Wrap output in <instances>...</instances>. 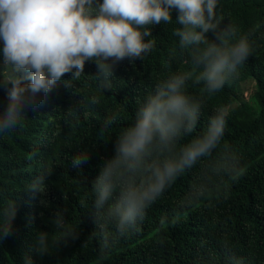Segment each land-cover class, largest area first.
<instances>
[{"label":"trees","instance_id":"1","mask_svg":"<svg viewBox=\"0 0 264 264\" xmlns=\"http://www.w3.org/2000/svg\"><path fill=\"white\" fill-rule=\"evenodd\" d=\"M217 13L249 36L252 54L215 95L202 93L191 50L181 49L173 35L179 25L161 22L149 26L152 35L146 39L155 41L152 51L142 60L120 62L110 89L100 86L95 62L86 61L79 79L66 74L36 108L26 110L20 126L0 133V209L7 202L17 204L12 234L0 241V264H24L26 255L32 264H264V0H218ZM177 15L173 10V19ZM2 47L0 41V67ZM189 73L187 93L199 98L203 108L195 131L179 146L201 134L222 109L226 125L221 147L181 174L146 209L138 230L119 238L100 260L91 189L100 165L114 155L116 137L134 122L156 85L172 74ZM246 80H253L254 90L241 101L239 84ZM7 103L0 87V109ZM224 146L239 161L235 178H214L203 196L187 203L192 186L201 182L204 169ZM83 153L89 154L88 161L74 169L73 157ZM47 171L52 174L45 179V190L29 191L34 177ZM58 211L75 238L39 254V232L49 233L52 241L64 235L53 223ZM109 229L115 231L111 225Z\"/></svg>","mask_w":264,"mask_h":264},{"label":"clouds","instance_id":"2","mask_svg":"<svg viewBox=\"0 0 264 264\" xmlns=\"http://www.w3.org/2000/svg\"><path fill=\"white\" fill-rule=\"evenodd\" d=\"M217 7L218 0H0V87L8 100L0 109V133L20 126L26 110L36 108L39 98L47 97L66 74L79 79L86 61L95 62L100 86L110 89V77L120 62L142 60L152 51L155 41L146 39L152 35L149 26L161 22L175 20L179 25L173 35L181 49L191 50L190 61L200 69L196 81L203 82L202 93L215 95L252 54L249 36L235 24H225ZM173 10L178 12L175 19ZM191 78L190 73L172 74L158 83L138 107L134 122L116 137L114 155L100 165L91 188L92 213L101 235L100 260L119 238L138 230L146 209L181 174L221 147L226 125L222 109L209 118L201 134L179 146L195 131L203 108L199 98L187 93ZM226 149L204 169L201 182L185 197L187 203L203 196L214 178H235L239 161ZM88 159V153L76 155L72 167L79 169ZM51 174L35 176L28 190L43 192ZM16 214L15 201L0 209V241L12 234ZM53 223L64 235L52 241L49 233L39 232V254L75 238V232L65 228L61 212ZM24 264H32L31 257L26 255Z\"/></svg>","mask_w":264,"mask_h":264},{"label":"rangeland","instance_id":"3","mask_svg":"<svg viewBox=\"0 0 264 264\" xmlns=\"http://www.w3.org/2000/svg\"><path fill=\"white\" fill-rule=\"evenodd\" d=\"M254 90L253 80H246L239 84V96L241 101L247 100Z\"/></svg>","mask_w":264,"mask_h":264}]
</instances>
